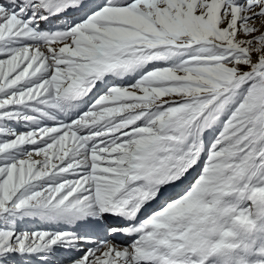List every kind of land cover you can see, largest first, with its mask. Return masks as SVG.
I'll return each instance as SVG.
<instances>
[{
	"label": "snow or ice",
	"instance_id": "obj_1",
	"mask_svg": "<svg viewBox=\"0 0 264 264\" xmlns=\"http://www.w3.org/2000/svg\"><path fill=\"white\" fill-rule=\"evenodd\" d=\"M225 194L264 220V0H0V264H213Z\"/></svg>",
	"mask_w": 264,
	"mask_h": 264
},
{
	"label": "clouds",
	"instance_id": "obj_2",
	"mask_svg": "<svg viewBox=\"0 0 264 264\" xmlns=\"http://www.w3.org/2000/svg\"><path fill=\"white\" fill-rule=\"evenodd\" d=\"M202 225L200 244L213 264H264V260L250 259L254 246L257 253L264 248L260 235L264 220L254 211L238 209L225 195L211 196L197 205ZM247 249V251L245 250Z\"/></svg>",
	"mask_w": 264,
	"mask_h": 264
},
{
	"label": "bare ground",
	"instance_id": "obj_3",
	"mask_svg": "<svg viewBox=\"0 0 264 264\" xmlns=\"http://www.w3.org/2000/svg\"><path fill=\"white\" fill-rule=\"evenodd\" d=\"M260 241L261 242H264V233H262L261 235H260ZM259 245H256V246H254V248L255 247H258ZM250 259H260V260H264V255H261V254H259V253H257L256 251L254 252V254L250 257Z\"/></svg>",
	"mask_w": 264,
	"mask_h": 264
},
{
	"label": "rangeland",
	"instance_id": "obj_4",
	"mask_svg": "<svg viewBox=\"0 0 264 264\" xmlns=\"http://www.w3.org/2000/svg\"><path fill=\"white\" fill-rule=\"evenodd\" d=\"M191 181V179L189 180V182Z\"/></svg>",
	"mask_w": 264,
	"mask_h": 264
}]
</instances>
